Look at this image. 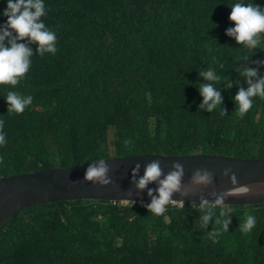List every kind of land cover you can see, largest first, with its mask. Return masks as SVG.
Returning a JSON list of instances; mask_svg holds the SVG:
<instances>
[{"label":"trees","instance_id":"1","mask_svg":"<svg viewBox=\"0 0 264 264\" xmlns=\"http://www.w3.org/2000/svg\"><path fill=\"white\" fill-rule=\"evenodd\" d=\"M235 2L105 0L65 13L56 7V54L32 57L15 88L0 85L7 141L0 176L132 155L264 159V99L253 97L243 117L234 104L247 87L243 68L264 75V48L245 49L225 35ZM253 2L264 7V0ZM209 68L221 78L213 85L221 103L212 113L200 108L199 94L206 83L199 73ZM9 90L31 95L32 104L7 112ZM198 206L171 204L161 216L139 203L93 200L28 208L0 230V264H264V203L221 206L203 230ZM248 215L256 225L244 233ZM217 218L230 223L213 237Z\"/></svg>","mask_w":264,"mask_h":264},{"label":"clouds","instance_id":"2","mask_svg":"<svg viewBox=\"0 0 264 264\" xmlns=\"http://www.w3.org/2000/svg\"><path fill=\"white\" fill-rule=\"evenodd\" d=\"M103 1L105 0H50L51 7L48 9L45 0H4L6 7L0 9V18H4V22L0 24V85L15 88L28 73L32 64V57L56 54V46L62 42L61 38H57V33L54 31V25L57 23L52 22V14L58 12L56 7L65 9L61 10L62 13H65L77 5L95 6V2L103 4ZM229 8L231 11L228 19L233 27L228 28L225 35L245 49L264 48V7L255 4L253 0H249V2L237 0ZM48 15L51 19L50 22L47 21ZM35 47L36 50L32 52ZM261 65L264 66V61L261 62ZM199 75L206 81L199 87V94L202 97L200 108L212 113L221 103L220 91L213 87L221 78L211 68L200 72ZM241 76L244 77L247 87L237 91L234 104L237 114L243 117L253 106V97L264 99V75L257 78L258 73L255 69L243 68ZM226 86L230 88L231 84ZM3 100L8 106L7 112L21 114L27 106L32 104L33 97L31 95L21 96L15 91L9 90ZM3 128L4 122L0 120V147L7 142ZM139 168L140 165L137 164L132 173L135 189L143 191L151 184L156 185L155 195H153V189L148 188L147 196L150 198V202L139 203L154 216L165 214L171 204L179 207L184 205L181 204L182 202L172 200L174 194L188 196L198 190L208 188L212 184V173L201 169L194 171L189 182L185 184L183 165L180 163H173L171 170L165 174L160 162L153 161L145 167L143 174L136 178ZM108 172L109 168L106 161L103 158H98L88 163L82 179L84 182L105 187L110 183ZM221 175L228 177L229 183L236 185V175L232 173L231 169L225 168ZM10 176H0V178ZM210 195L214 198L211 202L203 197L200 198L198 206L200 213H202L199 216L200 230H203L210 221H213L217 215L216 209L221 208L225 200L223 192L213 191ZM126 202L132 205L135 203L131 200H126ZM219 215L222 217L224 213L221 211ZM214 223L219 225V228L215 232H209L213 237L228 231L230 219L221 220L217 218ZM255 225L256 218L253 215H248L244 223L240 225V230L248 233L254 229Z\"/></svg>","mask_w":264,"mask_h":264},{"label":"water","instance_id":"3","mask_svg":"<svg viewBox=\"0 0 264 264\" xmlns=\"http://www.w3.org/2000/svg\"><path fill=\"white\" fill-rule=\"evenodd\" d=\"M108 165L110 183L105 187L83 181V173L87 165L52 169L41 172H28L0 178V230L13 217L35 206L60 201H108L128 203H149L148 188L143 191L135 189L133 169L140 165L136 178L143 174L145 167L159 161L163 172L171 170L173 163L183 165L184 183L187 184L194 171L201 169L212 173V184L188 196L174 194L173 201L199 205L203 197L210 202L214 199L210 193L223 192V206H252L264 203V159H243L222 155H188L164 156L157 154L133 155L105 160ZM231 169L236 175V185L229 183L228 177L221 172ZM231 174V173H230ZM131 193V195H129Z\"/></svg>","mask_w":264,"mask_h":264},{"label":"rangeland","instance_id":"4","mask_svg":"<svg viewBox=\"0 0 264 264\" xmlns=\"http://www.w3.org/2000/svg\"><path fill=\"white\" fill-rule=\"evenodd\" d=\"M101 3V2H100Z\"/></svg>","mask_w":264,"mask_h":264}]
</instances>
